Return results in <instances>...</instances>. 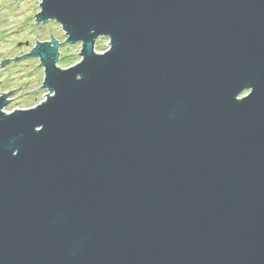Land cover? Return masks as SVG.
I'll return each mask as SVG.
<instances>
[{
    "label": "water",
    "instance_id": "1",
    "mask_svg": "<svg viewBox=\"0 0 264 264\" xmlns=\"http://www.w3.org/2000/svg\"><path fill=\"white\" fill-rule=\"evenodd\" d=\"M35 12L82 58L51 30L46 99L0 93V264H264V0Z\"/></svg>",
    "mask_w": 264,
    "mask_h": 264
},
{
    "label": "rangeland",
    "instance_id": "2",
    "mask_svg": "<svg viewBox=\"0 0 264 264\" xmlns=\"http://www.w3.org/2000/svg\"><path fill=\"white\" fill-rule=\"evenodd\" d=\"M40 3L41 0H0V93L9 95L3 109L30 108L46 99L48 90L42 86L44 67L38 57L25 55L37 42L52 41L51 30L61 41L57 64H73L82 58L81 43H66V33L59 23L36 20ZM96 45L104 52L109 48V38L98 37ZM7 59L10 61L2 65Z\"/></svg>",
    "mask_w": 264,
    "mask_h": 264
}]
</instances>
